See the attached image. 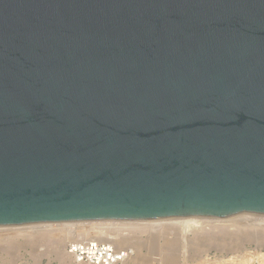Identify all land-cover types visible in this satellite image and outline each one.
Instances as JSON below:
<instances>
[{"label":"water","instance_id":"water-1","mask_svg":"<svg viewBox=\"0 0 264 264\" xmlns=\"http://www.w3.org/2000/svg\"><path fill=\"white\" fill-rule=\"evenodd\" d=\"M264 216V0H0V227Z\"/></svg>","mask_w":264,"mask_h":264},{"label":"rangeland","instance_id":"rangeland-1","mask_svg":"<svg viewBox=\"0 0 264 264\" xmlns=\"http://www.w3.org/2000/svg\"><path fill=\"white\" fill-rule=\"evenodd\" d=\"M250 218H251V220H254L253 223L250 220ZM244 219H246V220L249 219V220L246 221ZM255 219H256V222H255ZM225 221H227V222H225ZM231 221H236L234 223L239 222L236 225L237 229H235V227H231L233 224ZM241 221H243V222L246 221L249 223L251 222L254 227L251 226V223H250V225H249L250 228L246 227L247 225L246 226L241 225L243 228L241 227V229H240L238 224H242V223H240ZM99 223H104V222L38 224V225H29V226L0 227V232L1 233L4 232V234H8V233L10 235L12 234L11 236L14 238V240H15L14 242L16 243L15 248H12V249L8 247L9 240L0 243V264H62V262H61L62 259L64 260L66 258V255L64 254V250H65V247L68 244V242H70V239L66 238V239L61 240L59 237L60 234L67 231V230H72V231H74V229L75 230H78V229H87L88 230V227H89L90 228L89 230H92L91 234L93 235L94 232L96 231L94 229L100 227V226H98V225H100ZM213 224H210V225L212 226ZM214 225H225V227H227V229L233 231L234 233H236L238 231V233L240 232L243 236L247 235L248 233L250 235H252V233L253 234L258 233L255 235L258 236V235L263 234L262 236H264V230H263L264 226H262V225H264V216H254V215L243 214V215H239V216L232 217V218L215 219ZM32 226L33 227L36 226L37 228L36 227L32 228ZM93 226H95V227H93ZM125 228H127V227H125ZM173 228H175V229H173ZM171 229L168 231H165L161 235H159V239L154 243H156V244L158 243L157 244L158 247L160 245L162 246L165 241H170V242L175 243L176 244V249L174 250L175 264H191V263L192 264H195V263H197V264H202V263H204V264H264V247H263L264 243H263V241H260L257 239L254 240V238L253 239H251V238L247 239L246 238L247 240L246 239H242V240L240 239L242 241V242L240 241L241 243L239 242V240H237L239 242V244L236 241V245H235V243H234V245H233V243H231V245H230L229 244L230 242H227V244H224L226 242H221L222 239L216 240V238L214 236L215 239L214 238L212 240L207 239L208 241H206L207 243L205 242L206 244L204 245V243L202 241H200V239L195 238L193 233H191V234L189 233L190 235L185 234L187 236H184V232H182V230H183L182 227L179 228V226H173V227H171ZM205 229H208V227H205ZM177 230H178V232H177ZM241 230H243L245 232H243ZM44 231L50 234V236H51L52 240H54V242H56V243L59 242V244H60L59 245V248H60L59 251L58 250H52L51 247L53 245L55 246V244H51V243L45 242L43 240L41 241V239H39L38 241L36 240V238L39 235L38 233H41ZM202 231L208 232V234H209V232H211V229H208L207 231L206 230H202ZM214 231L217 232V229H215ZM126 232L127 233L129 232V237L132 238L133 241L138 240V239L139 240L142 239V241L144 239V241H146V239H148V238H146V237H148L147 231L142 232L141 230H138L135 233L134 232L131 233L132 231L126 229L123 232V234H126ZM191 235L193 236L194 242H196V243L193 242V238L190 240L188 239V238L192 237ZM240 235H238V236H240ZM34 236H36V237H34ZM209 237H211V236H209ZM258 237H260V236H258ZM205 238H207V237H205ZM57 239H60L61 241H57ZM186 239H187V241H186ZM29 240L33 241L32 245L29 242ZM132 240L129 241V244L125 245L126 248H129V249L131 248L130 245H132L131 244L133 242ZM71 241H72V239H71ZM185 241L187 243L189 241L191 244L188 243V245L190 244L188 246ZM258 241H260V242H258ZM199 242H200V245H199ZM221 243H223V244H221ZM156 244H155V246H156ZM196 244H197V246H196ZM190 246L192 248H195V249H192ZM147 247H146V250H145V247H141L143 249L140 248L137 251L139 260L137 259L136 261H134L135 264H163V262H162L163 258L161 256V254H158L157 252H153L150 250L149 246H147ZM60 250H61V252H60ZM147 252H148V255L146 254ZM159 255H160V257H159ZM150 257H152V258H150ZM191 259H192V261H191ZM199 259L202 260L203 262L200 261ZM64 264H74V263L72 262L71 258H69V259L66 258L64 261ZM129 264H133V263L130 262Z\"/></svg>","mask_w":264,"mask_h":264},{"label":"bare ground","instance_id":"bare-ground-1","mask_svg":"<svg viewBox=\"0 0 264 264\" xmlns=\"http://www.w3.org/2000/svg\"><path fill=\"white\" fill-rule=\"evenodd\" d=\"M238 220V219H237ZM246 220V219H244ZM249 220V219H248ZM246 220V221H248ZM251 220V218H250ZM261 220V219H260ZM240 221V220H239ZM243 222L241 221L240 223L242 224H238V226L240 227L241 229V225H247L246 227H249L250 223L249 222ZM252 223L254 220H251ZM227 222V221H225ZM229 222V221H228ZM233 224L231 227H235L236 228V225L237 223H234L236 221H231ZM255 222H256V219H255ZM215 224V218H198V217H189V218H176L175 220L173 219H168L167 221L166 220H162V221H153V222H118V221H111V222H104V223H99L100 226L99 228H95L94 230H96L94 232V234L92 235L91 231L92 230H89L90 228L88 227V230L87 229H78V230H75L72 231V230H67L63 233L60 234V239L63 240V239H70V242L68 243H71V242H76V241H88V240H97V241H100V242H103V243H108V244H112L114 245L116 248H120V249H123V248H126L125 245L129 244V241L132 240V238L129 237V232L126 234H123V232L128 229L130 231H132L131 233H135L137 232L138 230H141L142 232H148V239H146V241H142V239H138V240H135L133 241L130 245L131 248V256L129 257V259L127 260V264H129L130 262H132L133 264H135L134 261H136L138 259V250L141 248V247H145V250H146V247L149 246L150 247V250L153 251V252H157L158 254H161L162 256V262L163 264H175V258H174V250L176 249V244L173 243V242H170V241H165L164 244L161 246L158 247V243H154L156 242L158 239H159V235H161L163 232L165 231H168L171 229V227L173 226H179L182 227V232H184V236H187L185 234H191L193 233V235L195 236L196 239H200V241H202L204 243V245L207 243L206 241L208 240H212L215 236L216 240H221V242H226L224 244H227V242H230L229 244L231 245V243H235L236 245V241L239 240V242L242 240V239H257V240H260V241H263L264 243V236H262L263 234L261 235H258L260 237H258L257 235L255 234H258V233H255L252 235H250L248 232L247 235H242L240 232V234L238 233V231L236 233H234L233 231L227 229V227H225V225H214ZM251 223V226H253ZM210 224H213L212 226ZM229 224V223H228ZM255 224V223H254ZM261 224V223H260ZM70 225V224H69ZM73 225V224H72ZM71 225V226H72ZM77 225V224H76ZM227 225V224H226ZM55 226V225H54ZM96 226V225H95ZM93 226V227H95ZM257 226V225H256ZM261 226V225H260ZM259 226V227H260ZM264 226V225H262ZM36 227V226H35ZM32 226V228H35ZM75 227V226H74ZM84 227V226H83ZM92 227V226H91ZM97 227V226H96ZM127 227V228H125ZM205 227H208V229H211V232H205V231H202V230H208V229H205ZM210 227V228H209ZM254 227V226H253ZM31 228V229H32ZM37 228V227H36ZM70 228V227H69ZM243 228V227H242ZM250 228V227H249ZM71 229V228H70ZM92 229V228H91ZM175 229V228H173ZM215 229H217V232L214 231ZM245 229V228H244ZM253 229V228H252ZM124 230V231H123ZM172 230V229H171ZM239 230V229H238ZM264 230V229H263ZM210 231V230H209ZM243 231V230H241ZM252 231V230H251ZM40 232V231H39ZM178 232V230H177ZM245 232V231H243ZM171 233V232H170ZM238 233V234H237ZM251 233V232H250ZM262 233V232H261ZM14 234V233H13ZM38 237L36 238V240L38 241L39 239H41V241H45V242H49L51 244H55V246L53 245L51 248L52 250H58L59 251V242L56 243L54 242V240H52L51 236L49 233L47 232H41V233H38ZM189 234V235H190ZM212 234V235H211ZM245 234V233H244ZM12 235V234H11ZM9 233L8 234H4L0 232V243L4 242V241H8V247L9 248H15V245L16 243L14 242V238L11 236ZM240 235V236H238ZM255 235V236H254ZM192 236V235H191ZM211 236V237H209ZM220 236V237H219ZM262 236V237H261ZM36 237V236H34ZM182 237V236H181ZM207 237V238H205ZM136 238V237H135ZM185 238V237H184ZM193 236L191 238H188L189 240L192 239ZM214 238V239H215ZM60 239H57V241H61ZM72 239V241H71ZM195 239V240H196ZM208 239V240H207ZM241 239V240H240ZM246 239V240H247ZM184 240V239H183ZM40 241V242H41ZM187 241V239H186ZM185 241V242H186ZM258 241V242H260ZM29 242L31 243L32 245V242L33 241H30ZM193 242H194V238H193ZM206 242V243H205ZM211 242V241H210ZM219 242V241H218ZM238 242V241H237ZM238 242V244H239ZM242 242V241H241ZM240 242V243H241ZM246 242V241H245ZM254 242V241H253ZM6 243V242H5ZM180 243V242H179ZM187 243V242H186ZM188 243H190L188 241ZM187 243V245H188ZM196 243V242H194ZM202 243V244H203ZM257 243V242H256ZM156 244V246H155ZM182 244V243H181ZM185 244V243H184ZM191 244V243H190ZM189 244V245H190ZM198 244V243H197ZM196 244V246H197ZM223 244V243H221ZM228 244V245H229ZM188 245V246H189ZM199 245H200V242H199ZM227 245V246H228ZM5 246V245H4ZM225 246V245H224ZM191 247V246H190ZM195 247V246H194ZM210 247V246H209ZM223 247V246H222ZM264 247V246H263ZM5 248V247H4ZM148 248V247H147ZM192 248V247H191ZM8 249V248H7ZM129 249V248H128ZM143 249V248H141ZM149 249V248H148ZM192 249H195V248H192ZM206 249V248H205ZM235 249V248H234ZM51 250V249H50ZM237 250V249H236ZM2 251V250H1ZM7 251V250H6ZM148 251V250H147ZM150 251V252H151ZM197 251V250H196ZM3 252V251H2ZM11 252V251H10ZM61 252V250H60ZM59 252V253H60ZM149 252V251H148ZM148 252L146 253L148 255ZM7 253V252H6ZM193 253V252H192ZM197 253V252H196ZM200 253V252H199ZM234 253V252H233ZM58 254V253H57ZM64 254L66 255V258L69 259L70 256H68L66 253H65V250H64ZM145 254V253H144ZM150 254V253H149ZM201 254V253H200ZM143 255V254H142ZM205 255V254H204ZM146 256V255H145ZM157 256V255H156ZM186 256V255H185ZM160 257V255H159ZM192 257V256H191ZM200 257V256H199ZM65 258V259H66ZM149 258V257H148ZM152 258V257H150ZM193 258V257H192ZM65 259L63 260L62 259V264H64V261ZM186 259V258H185ZM206 259V258H205ZM139 260V259H138ZM200 260V259H199ZM192 261V259H191ZM202 261V260H200ZM206 261V260H205ZM67 262V261H66ZM73 262V261H72ZM203 262V261H202ZM179 263V262H178ZM199 263V262H198ZM192 264V263H191ZM197 264V263H195ZM204 264V263H202Z\"/></svg>","mask_w":264,"mask_h":264},{"label":"built area","instance_id":"built-area-1","mask_svg":"<svg viewBox=\"0 0 264 264\" xmlns=\"http://www.w3.org/2000/svg\"><path fill=\"white\" fill-rule=\"evenodd\" d=\"M65 253L74 264H127L131 256L128 248H116L112 244L97 240L68 243Z\"/></svg>","mask_w":264,"mask_h":264}]
</instances>
